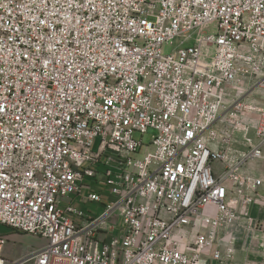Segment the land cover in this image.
Instances as JSON below:
<instances>
[{"label":"built area","instance_id":"1","mask_svg":"<svg viewBox=\"0 0 264 264\" xmlns=\"http://www.w3.org/2000/svg\"><path fill=\"white\" fill-rule=\"evenodd\" d=\"M254 78L264 0H0V225L46 241L8 262L0 240V264L220 263V233L264 207L245 171L264 161V101L225 107ZM98 174L99 218L59 208L101 204Z\"/></svg>","mask_w":264,"mask_h":264},{"label":"rangeland","instance_id":"2","mask_svg":"<svg viewBox=\"0 0 264 264\" xmlns=\"http://www.w3.org/2000/svg\"><path fill=\"white\" fill-rule=\"evenodd\" d=\"M205 32H212V28H208L205 30ZM171 51V48H163V52L165 54H168ZM203 52L211 53L212 50L203 49ZM236 97L240 98V100L249 106L259 105L262 101H264V87H260L257 84L256 78L238 81L234 85L233 90L230 91V95L227 97L225 107H228L231 101ZM249 118V130L247 137L243 140H240V142H235L234 152L237 155L246 152L254 143L252 135L254 116H250ZM151 135L152 131H149L146 135H144L142 137V143L148 145ZM134 138L139 140L140 134L135 133ZM98 141V139H95L93 142V151H96ZM144 153L145 150H142L141 153L133 155L132 157L134 159H140ZM212 168L215 172L220 171V166L217 163H214ZM245 171L260 177L264 184V161H255L253 163L247 164L245 166ZM85 184L93 191H96L101 195L102 203L79 204L74 207H76L78 210H81L85 215H88L91 218H99L103 214L105 207L108 206L110 201L113 200V198H110L109 196V188H107L102 181L99 182L97 179L88 180L85 182ZM85 195L86 193L83 192L82 196ZM200 225L201 223L197 222L194 228L187 229L186 233L184 232L183 234H187L188 239L191 240L194 234L200 229ZM243 226L246 227V225ZM0 240L2 241V251L4 258L8 262L19 261L26 257L29 250L32 251L39 249L46 243L45 239L30 234L19 233L3 225H0ZM230 242H234L235 245L232 247ZM231 248H233V252H229L231 251ZM215 250H218L221 253L222 260L220 263L215 262L210 260L208 256V264H264V228H262V225H255L254 231L244 230L243 233L233 235L231 237L221 234L218 237Z\"/></svg>","mask_w":264,"mask_h":264},{"label":"crops","instance_id":"3","mask_svg":"<svg viewBox=\"0 0 264 264\" xmlns=\"http://www.w3.org/2000/svg\"><path fill=\"white\" fill-rule=\"evenodd\" d=\"M253 175L260 179V177L256 176L255 174H253ZM97 180L99 182L102 181V177H101L100 174H98ZM263 185L264 184H262V187L259 190V195L264 198V192H263V188L264 187H263ZM69 203H71V206L74 209L78 210L74 206L79 205V204L80 205L81 204H87L89 202L86 201L85 196H81V197H65V198H62L60 200L59 208L64 210L69 205ZM78 211H81V210H78ZM85 216L88 217V218H91L88 215H85ZM72 219L75 222H78V223L80 222L77 219H74V218H72ZM243 225H246V227L243 226ZM255 225H260V226L262 225V228H264V207L262 205L255 204L252 207H250V217H249V219H242L241 217H239L238 220L236 221V223L232 227L223 230L220 233V235L224 234L226 236H230L231 237L233 235H237V234L243 233L244 230L254 231ZM103 227L105 228L106 225H103ZM230 244L232 245V247L235 245L234 242H232V243L230 242ZM30 252H31V250H29L27 253H30ZM229 252H233V248H231V251H229ZM207 260L209 262V259H207Z\"/></svg>","mask_w":264,"mask_h":264}]
</instances>
